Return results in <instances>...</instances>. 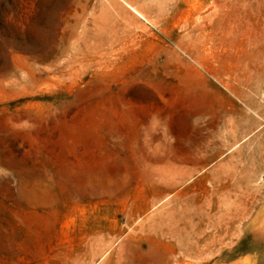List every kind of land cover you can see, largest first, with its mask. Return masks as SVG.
Wrapping results in <instances>:
<instances>
[{"label":"rangeland","instance_id":"obj_1","mask_svg":"<svg viewBox=\"0 0 264 264\" xmlns=\"http://www.w3.org/2000/svg\"><path fill=\"white\" fill-rule=\"evenodd\" d=\"M0 264H264V0H0Z\"/></svg>","mask_w":264,"mask_h":264}]
</instances>
